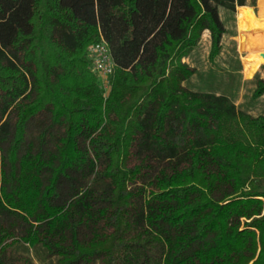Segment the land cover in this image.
<instances>
[{
  "label": "trees",
  "instance_id": "16d2710c",
  "mask_svg": "<svg viewBox=\"0 0 264 264\" xmlns=\"http://www.w3.org/2000/svg\"><path fill=\"white\" fill-rule=\"evenodd\" d=\"M256 3L0 0V264H264V115L185 62Z\"/></svg>",
  "mask_w": 264,
  "mask_h": 264
},
{
  "label": "rangeland",
  "instance_id": "374dc122",
  "mask_svg": "<svg viewBox=\"0 0 264 264\" xmlns=\"http://www.w3.org/2000/svg\"><path fill=\"white\" fill-rule=\"evenodd\" d=\"M264 0H257L255 7H245L246 16L244 19L238 16V8L235 14L221 10L220 19L225 28V35L222 38V51L214 64L208 62L210 49L209 35L204 33L198 49L191 58L185 60L187 64L196 69L195 76L187 82L186 86L194 92H212L228 95L238 110L248 112L252 116L264 115V97L257 100L251 98L254 85L251 82L257 74L264 79V64H262L251 79L243 75V64L251 65L257 51L248 47V38L258 39L260 43H252L250 47L260 46L264 51V11L261 10ZM243 60V58H245ZM243 60V61H242ZM20 252H26L20 249ZM28 254V253H27ZM35 264H43L40 254L29 251Z\"/></svg>",
  "mask_w": 264,
  "mask_h": 264
},
{
  "label": "built area",
  "instance_id": "2783aa9c",
  "mask_svg": "<svg viewBox=\"0 0 264 264\" xmlns=\"http://www.w3.org/2000/svg\"><path fill=\"white\" fill-rule=\"evenodd\" d=\"M86 52L91 64V71L98 77L100 87L105 95H107L110 89V80L114 72V64L108 47L105 42L100 41L88 46Z\"/></svg>",
  "mask_w": 264,
  "mask_h": 264
},
{
  "label": "crops",
  "instance_id": "0c3cea01",
  "mask_svg": "<svg viewBox=\"0 0 264 264\" xmlns=\"http://www.w3.org/2000/svg\"><path fill=\"white\" fill-rule=\"evenodd\" d=\"M248 48H249V50L252 49L253 51H257L258 52V53H256L254 62L251 65H249V68H248L247 65L245 66L244 63H242L243 64V75H244V77L246 79H251L253 77V75L256 73V71L258 70V68L262 64H264V51L261 50L260 46H255V45L252 48L250 46H248ZM262 55H263V57H262ZM244 59H246V57L243 58V60Z\"/></svg>",
  "mask_w": 264,
  "mask_h": 264
},
{
  "label": "bare ground",
  "instance_id": "6f19581e",
  "mask_svg": "<svg viewBox=\"0 0 264 264\" xmlns=\"http://www.w3.org/2000/svg\"><path fill=\"white\" fill-rule=\"evenodd\" d=\"M261 2H262V0H261ZM261 7H262L261 10L264 11V5H261ZM254 41H255L256 43H260V41H259L258 39H251V38H248V41H247L248 46H250L252 43H254ZM244 50L247 52V51H249V48H248V47H245Z\"/></svg>",
  "mask_w": 264,
  "mask_h": 264
},
{
  "label": "water",
  "instance_id": "95a60500",
  "mask_svg": "<svg viewBox=\"0 0 264 264\" xmlns=\"http://www.w3.org/2000/svg\"><path fill=\"white\" fill-rule=\"evenodd\" d=\"M262 57H263V55H262Z\"/></svg>",
  "mask_w": 264,
  "mask_h": 264
}]
</instances>
